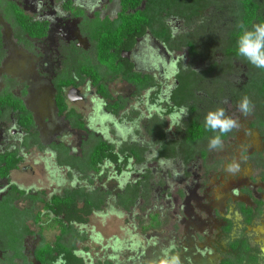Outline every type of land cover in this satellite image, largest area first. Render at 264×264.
Returning a JSON list of instances; mask_svg holds the SVG:
<instances>
[{
	"label": "rangeland",
	"instance_id": "374dc122",
	"mask_svg": "<svg viewBox=\"0 0 264 264\" xmlns=\"http://www.w3.org/2000/svg\"><path fill=\"white\" fill-rule=\"evenodd\" d=\"M11 1L33 19L48 21L51 31L44 41L29 39L0 12V94L10 93L25 101L36 119V132L43 147L26 149L22 134L14 129L15 117L3 116L0 153L19 151L23 162L19 170L11 173L10 182L0 179V200L11 183L28 193H43L45 201L74 189L106 193L105 204L93 213L87 225L72 226L70 238H78L71 241L72 245L86 264H220L223 259L238 255L229 245L238 240L250 245L248 264H264V97L256 85L247 86L257 78V72L245 64H227L226 69L223 64L219 66L221 71L207 76L195 100L198 120L204 123L209 111L223 108L226 115L238 121L239 127L225 134L220 151L209 150L206 139L197 149L198 153H206V159L197 153L192 161L181 157L175 161L154 158L157 144L147 133V126L158 113L147 92L133 93L119 81L110 84L114 98H125L124 109L113 114L109 110L113 102L97 97L89 81L84 80L85 88L80 94L87 92V101L68 103L84 116L90 133L115 144L134 141L146 148L145 159L137 165L138 172H146L149 177L146 190L126 209L120 204L119 195L133 183L132 176L118 178L112 165L101 173L77 175L58 164L57 144L68 148L75 157L83 156L86 150L81 144L85 134L69 129L65 119L57 115L53 87L70 44L79 45L92 55L87 39L77 32L78 21L64 11L59 0ZM74 1L88 15L93 11L105 14L101 5L108 2ZM114 2L108 11L111 15L119 10L118 1ZM217 5L221 8L213 7L203 19L207 30L217 31L213 33L215 39L223 38L230 29L234 9L233 0H217ZM212 65L188 64L198 72ZM245 97L251 102L248 115L238 107ZM187 117L180 127L167 131L170 138H182ZM164 122L167 130L169 118ZM233 162L239 164V170L229 173L227 166ZM239 204L255 210L251 223L246 222ZM16 206L30 211L33 217L41 214L40 223L32 219L27 223L32 236L25 241V261L16 264H39L35 249L43 240L54 242L61 234L60 228H48L44 203L32 204L22 198ZM4 232L10 237L14 230ZM3 256L0 252V264Z\"/></svg>",
	"mask_w": 264,
	"mask_h": 264
},
{
	"label": "flooded vegetation",
	"instance_id": "af4514ba",
	"mask_svg": "<svg viewBox=\"0 0 264 264\" xmlns=\"http://www.w3.org/2000/svg\"><path fill=\"white\" fill-rule=\"evenodd\" d=\"M7 1L13 2L17 6H19L14 1L11 0H7ZM59 1L62 2L64 11L66 13H70L72 17L78 21L77 32L81 38L87 39L88 46L90 47L89 51H91L93 55V56L89 55L88 52L81 50V47L79 45H76L74 43L70 44V47L67 50L65 57H63L64 60L61 63L64 64V67L62 68L60 73L57 74V76L54 78L53 81V87L55 89L54 99H55V107H56V97L59 93L57 84L63 82L68 78H72L74 80V84L72 86L65 87L62 91L66 103L68 105V111L60 115L56 107V112L58 116H61L65 119L66 121L65 123H67L66 126L69 127V129L77 133L85 134L84 137L82 138L83 141L81 142V144H82V148L84 150L86 148V150L84 151V154L81 157H75L71 154V152L68 153V155H70L69 157H71L72 160L74 161L76 159L77 161H80V163L85 164L87 161L86 160L87 155L90 154L93 147L99 141H104L107 142L109 145H112L116 153L121 154L120 156L121 162L124 161L125 156H129L130 154H132L130 150L135 148H138L139 152L141 151L142 158L145 159L146 148H144L141 144H136V142L134 141L130 143H125L123 145L115 144L110 141H106L102 137L90 133L84 121V116L75 107L71 108L68 103L69 100H72L73 103L80 101L85 103L87 101V92L82 95L80 94V91L85 88V84H84V80H85V81H89L90 85L95 89V94L97 95V97H99L100 99H102L107 103L113 102L109 106V110L111 111V113L116 114L124 109L125 106L123 103L125 101L124 100L125 98L122 97V95H120L117 98H114L115 96L112 95L111 88H109V85L110 84L112 85L116 81H119L120 85L125 84L126 87H129L130 90H133V93L139 94L142 92H147L148 93L147 98L151 102L152 107L153 108L156 107L157 109L158 114L155 117L150 118L149 124L147 126V131H148L147 133L151 135L153 142L154 143L156 142L157 144V153L155 152L154 158L157 159L158 161H175V159L177 158L180 159L181 157L184 160L192 161L193 158L197 156V155L193 156L194 155L193 152H198L197 151L198 146L203 142H205V140L193 144L187 142V135H188L187 132L190 123L193 120L199 121L196 114L199 107L195 106L196 103L195 100L197 99L199 88L202 86L203 83L207 82V76L209 77L211 74H214L217 71H221L219 66L223 64L225 65L224 69L227 68L228 66L227 64H245V65L248 64V62L244 58L239 57L237 55L236 40H237V35L239 33V25H240L238 15H236V13L233 12V10H231L232 20H231V24L229 25L230 29H228L225 32L223 38L221 36L220 38L215 39L213 38V33L214 32L217 33V31L215 29L207 30V28L204 27V25L206 24H204L203 19L205 15L208 13V11L213 10V7L217 6L218 8H221L217 5V0H178V2L175 5L165 7L164 10H163L164 7L162 8L158 7L160 5L159 4L160 2L158 0L154 1L150 5H148L147 2L144 1L142 2L138 11H146V10L149 11L150 25L146 30L145 34L137 40L133 50L130 52H125L124 57H126L129 60V62L126 60H118V62L107 60L104 63L101 62L99 59L97 42L93 38L95 31V21L97 20V18L100 19L109 18L110 20L118 19L119 15L122 12L120 1L108 0V2H106V6L104 4H103L104 6L101 5L104 9L105 14H102V12L99 11H93L91 15H88V12L86 11L85 8L81 6L80 7L75 6V1L71 0L73 2L74 8L76 10H82L85 13L86 18L78 17L75 15V13L68 11L67 9H65L64 6L65 1L64 0H59ZM98 1L100 0H91L93 4L95 3L98 4ZM114 1H118L119 10L116 13H114V15H111L109 14L108 11L110 9V6L114 5L115 3ZM0 12L3 13V11L1 10V4H0ZM130 13L131 12H128L127 15ZM32 20L34 22H47L49 25L48 34L44 39L41 40L32 39V40L44 41L48 39L51 31L50 23L46 20H35L33 18ZM129 63L135 64L134 72L139 73L143 78H148L150 85H148L145 88H142L137 84L126 81L122 76L113 78V76L110 74L109 69L104 65H101V64H129ZM181 64H187V67ZM188 64L189 65L214 64V65L210 66L207 70L198 72L195 70V68L188 66ZM85 67L95 68V70H97L100 73V77H99L100 83L98 86H95L92 77H89L86 74H82L81 71ZM168 81H171L170 84L169 83L165 84V82L167 83ZM249 85L250 83L247 86ZM219 86H221V84ZM103 87L107 89L108 93L110 94L111 97L109 99L104 98L102 96L101 89ZM76 93L79 96H75ZM180 107H186L190 113V116L187 117L186 127L184 128V134L182 138L180 140H177L175 138H170L168 136V132L165 128L164 120L165 118H170L176 111H178ZM70 111H75L78 115H80V119L78 120L70 119L68 115ZM9 116L15 117L14 129H17L15 131H19L22 134V139H24L23 140V144H24L26 139L29 137V134L20 128L15 113H12ZM34 120L36 124L35 117ZM79 123H82L84 125V129L79 128L78 126ZM55 148L59 150L58 151L59 157H61V155L63 156V154H61L63 150L65 151L66 149L69 150L63 145L58 146V144L55 146ZM124 152H125V156L123 155ZM5 153L7 152L0 154H5ZM198 154L202 155L200 153ZM128 160H129V164L124 168L122 173H118L116 168L114 167L115 173L117 174L118 178L126 177V179H128L130 176L135 178L133 183L128 184L125 187V191L119 195L120 204L124 202L125 199L127 198L126 193L128 192V189L130 187L131 189L138 187L137 193L139 197L141 192L146 190V186H147L146 183L149 179L146 172L143 173L138 172L137 165L139 164V162L135 158L129 157ZM110 165H111L110 163L104 161L99 166L98 173H101L104 169H106ZM10 176L9 179H7L8 182H10ZM13 187H16L19 191H23L17 185L11 183L5 195L1 198L0 202H2L9 195L10 190H12ZM74 190L76 191L80 189H74ZM67 191H73V190H67ZM66 192L61 196H64ZM86 192L89 191L87 190ZM25 193L26 195H24V197L22 198L29 200L32 204L44 203L46 209V203L50 201V199L48 201H45V199L43 198L44 196L43 193H37V194H32L28 192ZM95 193H103V191L92 192V193L90 192L89 194H95ZM103 194H105L107 197L106 193ZM30 196L33 197L39 196L41 200L35 202L31 199ZM138 197L136 199H138ZM19 200L20 199H18L17 201ZM17 201L14 202L15 206ZM20 211L23 213L24 217L27 218V220L25 221L20 217L19 219H16V221L12 225L7 214L5 215L3 211L0 210V220H1L0 252L5 254L6 257L5 258L3 256V264H16V262L18 261L24 262L26 258L24 254L25 241L27 238L32 236L30 227L27 225V223L31 221L32 215L30 219L29 217V215L31 214L30 211L28 210H20ZM26 212H28V214H26ZM37 216L39 215H35L34 217L36 218ZM6 225L9 226L11 225V227H9V230H14V226H16L17 233H15V231L13 233L18 234L17 239L19 241V244L21 245L20 253L21 255H23L22 258L13 259L15 253L8 249L9 246L8 242L10 241L11 237L9 236L7 237L3 233L4 227ZM1 236H5L7 240L2 238ZM70 236L67 237L66 239L68 241V244L72 245L71 241L74 239L75 236L71 238ZM44 242L46 241L43 240L42 243L35 249L34 256L36 250L40 246H42ZM248 263L249 261L246 262L245 264Z\"/></svg>",
	"mask_w": 264,
	"mask_h": 264
},
{
	"label": "trees",
	"instance_id": "16d2710c",
	"mask_svg": "<svg viewBox=\"0 0 264 264\" xmlns=\"http://www.w3.org/2000/svg\"><path fill=\"white\" fill-rule=\"evenodd\" d=\"M65 1V9L75 13L78 17L86 18L85 13L82 10H76L71 0ZM122 8V12L118 19L110 20L109 18L100 19L95 21V31L93 38L97 42L98 56L101 62L111 60L118 62V60H129L124 57L125 52L133 50L136 42L141 38L150 25L149 11H138L142 2H147L148 5L156 0H119ZM159 8L165 9L171 5H175L178 0H158ZM1 10L4 13L5 18L11 22L20 33L27 35L31 39L41 40L48 34L49 25L47 22H34L32 18L25 14V12L13 2L7 0H0ZM233 12L239 17L240 25L243 24L246 28H251L253 24L264 22V0H233ZM128 12H131L127 15ZM134 12V13H133ZM241 29L239 28V32ZM1 32H0V45H1ZM2 64V58L0 57V66ZM107 67L113 78L122 76L126 81L139 85L142 88L150 85L148 78H143L139 73H135V64H101ZM252 71H256V79L252 80L250 85L257 86V92L261 97H264V69H258L252 64H246ZM82 74H86L93 78L95 86L100 83V73L92 67H85ZM74 80L68 78L63 82L57 84L58 95L56 97V107L60 115L68 111V105L66 103L63 89L65 87L72 86ZM102 96L109 99L111 96L107 89L104 87L101 89ZM113 108V106H112ZM11 115L16 114V119L20 128L29 134V137L24 142V147L29 149L32 145H36L42 149L37 132L35 131L36 124L32 113L28 110L24 101L13 94L1 93L0 94V119L4 114ZM70 119L78 120L80 115L75 111L68 113ZM79 128L84 129V125L79 123ZM32 133V134H30ZM187 142L197 143L202 140L211 138L213 133L210 130H206L204 123H200L197 120H193L188 128ZM227 138L226 135L221 137L222 140ZM132 154L125 156L123 153L124 161H120L121 154L116 153L112 145L107 142L99 141L87 155V161L84 164L85 171L99 172V166L107 161L113 165L118 173H122L124 168L129 164V157L135 158L139 163L142 162V153L138 148L130 150ZM193 152V151H192ZM198 152H193L195 156ZM201 157L206 159V153L202 152ZM23 162V158L19 155V151L7 152L0 154V178L9 179L10 174L19 168V165ZM138 187L128 189L126 193V199L121 203L123 207L129 209L138 197ZM26 193L19 191L16 187L10 190L9 195L0 202V210L10 219L12 225L20 217L25 221L23 213L18 210L14 205V202L24 197ZM31 199L38 202L39 196ZM106 200V195L103 193L89 194L85 189L67 191L64 196H55L46 203V211L48 214L49 224L48 228L53 229L56 225L59 226L61 234L56 238L53 243L44 242L35 252V259L39 264H56L59 257L62 256L65 264H86L83 257L78 255L75 251L74 245L68 244L67 237L71 235L72 226L87 225L90 217L96 210H99ZM240 212L244 215L246 222L251 223L253 215L255 214L253 208L248 207L245 204H239ZM28 214V212H26ZM31 219V215H29ZM32 219L36 223H40L41 214L36 218L32 216ZM9 225H6L4 229H9ZM14 231L17 233L16 226ZM229 231V229H228ZM9 233L11 239L8 242V249L15 253L13 259L22 258L21 245L18 241V234ZM5 234V232H4ZM78 239V238H74ZM230 248L233 251H238V256L232 258L223 259L220 264H245L249 261L247 256L251 252L250 245L246 240H238L230 243Z\"/></svg>",
	"mask_w": 264,
	"mask_h": 264
},
{
	"label": "clouds",
	"instance_id": "9594fccd",
	"mask_svg": "<svg viewBox=\"0 0 264 264\" xmlns=\"http://www.w3.org/2000/svg\"><path fill=\"white\" fill-rule=\"evenodd\" d=\"M241 31L237 35L236 49L237 55L244 58L248 63L258 69H264V22L255 23L251 28H246L243 24L239 25ZM244 115L251 112V102L245 97L238 105ZM189 115L186 107H180L170 118V124L167 131L173 127L181 125L182 120ZM204 127L213 133H218L209 138V150L220 151L224 147L221 137L230 133L234 128L239 127L236 119L226 115L223 108H217L209 111L204 118ZM229 173H235L239 170V164L233 162L227 166ZM56 264H65L62 256L56 261ZM178 264V261H177Z\"/></svg>",
	"mask_w": 264,
	"mask_h": 264
},
{
	"label": "crops",
	"instance_id": "0c3cea01",
	"mask_svg": "<svg viewBox=\"0 0 264 264\" xmlns=\"http://www.w3.org/2000/svg\"><path fill=\"white\" fill-rule=\"evenodd\" d=\"M7 114V113H6ZM7 115H9V114H7ZM71 151L70 150H67L66 149V151L65 150H63L62 151V153L61 154H63V156L65 157H63L62 155H61V157H59L58 158V164H60V165H64V166H67V167H69V169H71V171H73L74 170V172H75V174H82V175H84V176H87L88 174H90V173H93V172H88V173H84V169H85V167H84V163H80V161H77L76 159H75V161L74 160H72V158L71 157H69L70 155H68V153H70ZM143 161V160H142ZM82 162V161H81ZM114 167V166H113ZM18 170H19V168H18ZM87 191V190H86ZM88 193H90V192H88Z\"/></svg>",
	"mask_w": 264,
	"mask_h": 264
}]
</instances>
